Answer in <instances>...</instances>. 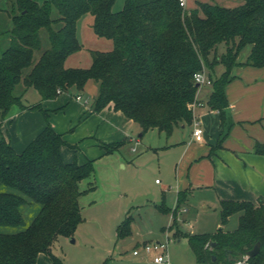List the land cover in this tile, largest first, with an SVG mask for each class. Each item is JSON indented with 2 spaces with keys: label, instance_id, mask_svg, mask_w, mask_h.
Masks as SVG:
<instances>
[{
  "label": "trees",
  "instance_id": "obj_1",
  "mask_svg": "<svg viewBox=\"0 0 264 264\" xmlns=\"http://www.w3.org/2000/svg\"><path fill=\"white\" fill-rule=\"evenodd\" d=\"M115 2L14 1L18 11L11 15L10 42L0 55V182L18 192L0 191V225L24 224L22 206L26 203L34 201L41 208L25 229L0 231V264H36L40 253L49 256L50 264H62L53 247L60 237L74 235L84 220L80 196L95 187H80L82 180L93 173L94 159L83 163L76 157L70 162L64 160L62 146L77 148V144L68 143L54 129L51 111L44 108L43 100L55 99L73 87L83 90L90 79H95L99 90L93 111L112 103L115 110L141 127L142 134L157 128L170 135L176 126L192 124L191 104L200 101V85L194 76L206 70L212 87L206 103L219 110L221 117L220 145L233 125L226 94L228 83L235 77L233 67L264 66V0H242L236 6L197 1L195 7H184L180 0H124L118 11L113 9ZM87 13L94 16L95 34L112 40L113 47L93 49L87 67L68 66V58L83 48L77 34L78 21ZM41 30L47 36L46 48ZM247 45L250 52L245 61H239ZM221 47L225 48L222 52ZM38 49L42 53L36 59ZM219 67H223L221 72ZM19 84L23 89L16 92ZM30 88L39 92L40 101L26 104L23 99ZM14 106L37 109L46 121L21 152L2 130V122ZM125 143V139L101 142L100 147L104 153H112ZM254 150L264 155V144L257 142ZM187 196L188 189L179 192L178 205L172 211L174 221ZM235 213L240 215L232 230L222 226L215 232L174 234L188 238L201 263L234 264L260 242V250L250 256V264H264V198L257 202L220 201L223 225ZM131 222L129 215L117 226L119 237L131 232ZM212 241L216 244L210 249Z\"/></svg>",
  "mask_w": 264,
  "mask_h": 264
},
{
  "label": "crops",
  "instance_id": "obj_2",
  "mask_svg": "<svg viewBox=\"0 0 264 264\" xmlns=\"http://www.w3.org/2000/svg\"><path fill=\"white\" fill-rule=\"evenodd\" d=\"M197 1H207L223 6H236L242 3V0H186V7H195ZM246 58L243 60L239 58V61H245ZM232 73L235 77L228 83L226 94L233 125L220 145L218 142L223 131L220 112L217 109H211L206 103L210 91L204 90L203 85L197 93V98L203 102V105L197 106L194 110V116L201 121L204 127V136L201 141L193 137V124L182 123L176 126L170 135L159 130L157 134L162 142L158 144H153L149 140L143 142L144 147L156 152L158 150L170 151L166 155V171L169 174L161 188L160 198L155 202L159 210L169 216L166 223L161 226L164 237L168 236L172 229L186 233L216 231L198 232L180 227L194 213L199 212L197 204H194L192 200L196 192L202 193L199 198L200 206L208 211L212 209L214 214L218 212L219 215L222 199L257 202L260 197L264 198V155L254 150L257 142L264 144V66L254 67L240 64L233 67ZM72 90L73 88L62 92L55 99L42 101L44 108L51 111L50 122L54 129L60 132L68 143L77 144L78 149L69 145L62 146L61 152L65 161L70 162L76 157L79 163H83L87 159L95 161L98 157L110 154L104 153L103 149L98 150L93 147L101 148V142L111 143L125 139L126 143H130L131 146L134 140L138 143L143 141L149 130L144 134L142 131L139 132L141 127L132 119L126 118L123 112L115 110L112 103L100 111H93L96 97L93 100L84 99L83 95L74 94ZM77 95H81V98L78 99ZM13 109L3 120L2 130L15 150L21 152L41 132L46 121L40 111ZM135 133H138L137 138ZM84 138L89 139L83 140ZM126 143L121 146V152ZM131 149L138 151L135 145H132ZM126 159L128 162L122 163L124 167L131 164L129 157ZM174 164L175 177L170 175ZM155 181L158 184L162 183L158 178ZM185 189H188L187 199L180 204L174 221L172 211L178 205L179 192ZM160 204H163V208ZM166 209L169 210L166 211ZM130 216L132 217L131 232L121 238L130 236V240L135 243L134 249L137 245L164 238L163 235V238H160L161 235L151 228L143 231L138 227H132L135 218L131 214ZM216 220L214 224L221 222V218L220 221L217 218ZM172 223L173 227H170ZM150 233L156 235L155 239L145 237ZM116 235L118 236L117 229ZM150 259V255H145L139 258V264H144ZM171 259L170 256V264H174ZM50 263V258L46 253L38 255L36 264ZM150 263L156 264L151 260Z\"/></svg>",
  "mask_w": 264,
  "mask_h": 264
},
{
  "label": "rangeland",
  "instance_id": "obj_3",
  "mask_svg": "<svg viewBox=\"0 0 264 264\" xmlns=\"http://www.w3.org/2000/svg\"><path fill=\"white\" fill-rule=\"evenodd\" d=\"M14 1L0 0V55L10 42L11 15L13 11H18L13 5ZM38 1L42 3L44 0ZM123 4L124 0H116L113 9L118 11L123 7ZM57 14V10L54 9L53 15L57 16ZM93 21L94 16L91 13L83 15L79 19L77 34L83 48L68 58V66L87 67L91 64V51L93 49L108 50L113 47L112 40L99 37L95 34ZM41 37L43 48L48 47L45 30H41ZM250 49L251 46L247 45L241 51L239 58L241 60L245 59ZM224 50V47L220 48L221 52ZM41 53L42 50H36L34 54L35 58L38 59ZM222 68L219 67L218 72H221ZM25 71L28 72L29 68H26ZM98 87L99 83L95 79H90L83 90L73 87L72 91L74 94L80 93L84 99L90 98L93 100L98 94ZM203 87L204 90H212L210 84H204ZM22 89L23 85L19 84L16 92H21ZM39 97V92L34 88H30L25 93L23 101L26 104H33L40 101ZM13 110H21V108L14 106ZM31 110L39 111L37 109ZM158 131L157 128L153 131L149 130L142 142L138 143L134 140L132 145H135L138 151H133L131 149L132 145L130 146V143H126L122 152L120 147L119 151L103 155L94 161L93 173L80 183L82 189L88 188L92 184L95 186L93 189L82 194L79 199L84 221L79 224L80 226H78L72 237H60L53 248V251L62 259L64 264H139V258L148 255L143 250L144 243L136 246L141 252L135 255V243L130 240V236L123 239L116 235L117 225L125 219L126 215L131 214L134 216L135 219L132 227H138L143 231L151 228L158 235H161L160 238L164 237V234L161 232V226L166 223L169 216L160 211L155 202L159 200L161 188L169 174L166 171V155L170 151L161 152L158 150L156 152L144 147L143 144L145 140H149L153 144L162 142L157 134ZM162 133L165 135L164 132ZM137 136L138 133H135L136 138ZM87 139L89 138H84L83 140ZM93 147L102 150L99 146ZM124 150L127 151L124 152ZM89 154L92 153L89 152ZM128 157L131 164H127L124 167L122 163L128 162V159H126ZM170 175L175 177V164L170 170ZM156 178L161 180L162 183H156ZM0 191L18 192L16 189L2 182H0ZM201 195V192H196L192 197L193 203L197 204L199 214L197 212L194 213L187 222L180 226L182 229L199 232L217 230L222 226L225 229H233L238 225L240 213L233 214L225 225L221 222L214 224V221H217L216 218L220 221V215L218 212H216L217 215L216 213L214 214L212 209L208 211L200 206L199 198ZM40 208L41 205L34 201L24 204L22 206L25 218L24 224L18 226L0 225V231L16 232L25 229L39 212ZM170 227H173V223ZM175 231L176 229H172L168 233V236L171 238L168 252L172 258L171 260H173L172 263L200 264L201 262H197L195 258L187 237L175 235ZM155 236L153 233H150L145 237L147 239H155ZM166 239L167 236L162 240ZM150 260L153 261L152 258ZM150 260L144 264H151ZM209 263L221 264L215 261Z\"/></svg>",
  "mask_w": 264,
  "mask_h": 264
},
{
  "label": "built area",
  "instance_id": "obj_4",
  "mask_svg": "<svg viewBox=\"0 0 264 264\" xmlns=\"http://www.w3.org/2000/svg\"><path fill=\"white\" fill-rule=\"evenodd\" d=\"M180 4L186 7V0H180ZM195 81L200 85L211 84V79L209 78L206 70H201L195 73ZM77 98L80 99L81 95H77ZM193 107V112L197 106L203 105L202 101H197L191 104ZM193 129L192 134L195 140L201 141L204 136V127L199 119L194 116L193 119ZM171 238L167 236L166 240L159 241H149L143 244V250L146 254L150 255L152 260L156 264H170V256L168 252V245ZM139 249H134V254H140ZM234 264H250V255L248 253L243 254L239 259L235 261Z\"/></svg>",
  "mask_w": 264,
  "mask_h": 264
},
{
  "label": "water",
  "instance_id": "obj_5",
  "mask_svg": "<svg viewBox=\"0 0 264 264\" xmlns=\"http://www.w3.org/2000/svg\"><path fill=\"white\" fill-rule=\"evenodd\" d=\"M197 85H198V84H197ZM73 241H74V239H73ZM215 244H216V241H212L211 244H210V249H213L214 246H215ZM260 246H261L260 242H257V243L254 245V247H253L252 249H250L247 253H248L250 256H255V255L259 252V250H260ZM215 259H216V256L213 255V260H215Z\"/></svg>",
  "mask_w": 264,
  "mask_h": 264
}]
</instances>
